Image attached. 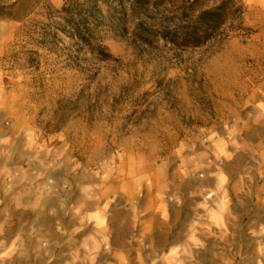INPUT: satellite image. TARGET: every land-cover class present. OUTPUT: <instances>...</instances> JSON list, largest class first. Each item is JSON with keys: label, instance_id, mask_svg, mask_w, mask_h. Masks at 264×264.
Listing matches in <instances>:
<instances>
[{"label": "rangeland", "instance_id": "rangeland-1", "mask_svg": "<svg viewBox=\"0 0 264 264\" xmlns=\"http://www.w3.org/2000/svg\"><path fill=\"white\" fill-rule=\"evenodd\" d=\"M65 1L0 0V264H264V0L189 47L97 0L107 58Z\"/></svg>", "mask_w": 264, "mask_h": 264}, {"label": "trees", "instance_id": "trees-1", "mask_svg": "<svg viewBox=\"0 0 264 264\" xmlns=\"http://www.w3.org/2000/svg\"><path fill=\"white\" fill-rule=\"evenodd\" d=\"M126 1L131 5L133 14L144 4L149 3V0ZM119 2L123 5V0ZM188 3L191 5L193 2L186 0L180 9L172 12L171 15L159 17L154 22L141 20L139 37L146 41L162 37L175 46H199L212 39L228 21L229 2L224 1L219 6L201 10L196 14L189 13ZM101 11L97 0H66L63 7L58 10V14L69 23L70 34L75 36L80 44L88 46L96 55L107 58L110 53L101 43L96 22L100 19ZM118 19V21L111 19L109 24L114 28L120 27L121 17ZM60 29L65 31L62 26Z\"/></svg>", "mask_w": 264, "mask_h": 264}]
</instances>
